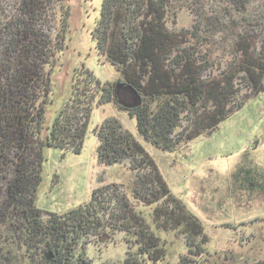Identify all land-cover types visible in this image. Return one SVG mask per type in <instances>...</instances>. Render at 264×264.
<instances>
[{"label": "trees", "instance_id": "16d2710c", "mask_svg": "<svg viewBox=\"0 0 264 264\" xmlns=\"http://www.w3.org/2000/svg\"><path fill=\"white\" fill-rule=\"evenodd\" d=\"M52 1L29 0L24 16L6 23L0 13V264H94L87 246L93 239L109 242L118 232L132 234L124 264H171L165 240L121 184L99 186L88 202L60 214L37 207L43 150L80 153L94 107L106 103L135 118L139 136L165 152L211 133L264 92V41L256 43V36L264 40V0H102L92 37L99 56L121 77L102 82L83 63L75 69L70 97L49 124L53 82L45 66L51 38L37 20ZM205 1L225 3L223 13L233 9L250 18L255 4L263 8L260 22L247 20L249 38L240 56L219 74L207 73L210 64L197 47L207 41L201 28L189 32L168 24L176 10L192 7L217 28L218 13L209 16ZM239 79L245 90L237 87ZM96 133L98 162L130 161L132 193L155 206L156 228L185 237L188 251L176 264H212L202 222L171 192L144 144L116 118H107Z\"/></svg>", "mask_w": 264, "mask_h": 264}, {"label": "rangeland", "instance_id": "374dc122", "mask_svg": "<svg viewBox=\"0 0 264 264\" xmlns=\"http://www.w3.org/2000/svg\"><path fill=\"white\" fill-rule=\"evenodd\" d=\"M28 2L0 0L4 23L17 20L21 14L24 16ZM101 3L102 0H54L45 4V11L39 12V27L51 38V56L45 66L53 82L47 115L49 124L70 97L75 69L83 63L102 82L121 77L116 66L99 56L92 37ZM225 8V3L205 1L203 9L209 16L215 17L218 13L221 22L217 28L204 21L192 7L176 10V19L168 23L170 27L189 32L196 26L202 29L201 34L207 41L197 47L210 64L207 73L219 74L240 56L241 46L249 38L245 30L247 22H260L263 15V8L257 4L252 8L251 18L247 14H233L230 8L231 14H225ZM256 38L260 46L264 40ZM237 84L246 89L242 85L244 80L239 79ZM107 118L118 119L144 144L171 192L200 219L212 264L264 261V92L232 112L211 133L200 135L174 152L159 150L144 141L138 134L136 119L114 103L94 107L80 153L44 148L37 207L46 213L60 214L88 202L99 186L121 184L137 211L165 240L168 261L176 264L188 251L185 237L176 231L163 232L156 228L155 206L143 204L132 193L135 173L130 161L113 165L98 162L96 131ZM111 236L109 242L93 239L87 246V254L94 264H124L130 245L126 238L132 244V234L118 232Z\"/></svg>", "mask_w": 264, "mask_h": 264}]
</instances>
